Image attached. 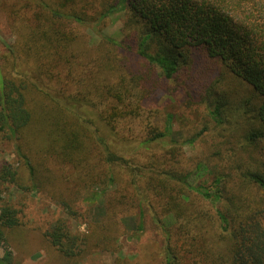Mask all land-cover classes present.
I'll return each instance as SVG.
<instances>
[{
  "label": "trees",
  "instance_id": "trees-1",
  "mask_svg": "<svg viewBox=\"0 0 264 264\" xmlns=\"http://www.w3.org/2000/svg\"><path fill=\"white\" fill-rule=\"evenodd\" d=\"M0 10L15 35L0 47V145L16 157L0 164V245L20 225L7 199L16 187L86 220V231L58 219L45 234L65 264H138L120 240L141 241L148 215L163 236L160 264H264V0H0ZM119 13L116 40L105 31ZM171 84L234 145V164L210 185L193 181L213 158L185 171L183 143L166 144L171 117L143 138L128 126ZM144 151L148 163L136 158Z\"/></svg>",
  "mask_w": 264,
  "mask_h": 264
},
{
  "label": "rangeland",
  "instance_id": "rangeland-1",
  "mask_svg": "<svg viewBox=\"0 0 264 264\" xmlns=\"http://www.w3.org/2000/svg\"><path fill=\"white\" fill-rule=\"evenodd\" d=\"M11 25L9 14L0 10L1 48H4V45L8 47L15 41ZM123 27L124 15L119 13L110 17L105 32L109 37L121 40L123 38ZM85 39L93 46L98 45L100 42L98 36L88 31ZM125 63L129 70H134L137 61L128 58L124 60L123 64ZM139 67L141 69L136 71L137 73L146 69L143 63H140ZM148 74L150 78H154L150 72ZM143 107L141 116L128 123V126L133 129V134L136 131L140 138L145 137L147 128L150 125L163 131L168 118L171 117L172 133L169 138L165 139L167 140L166 144L171 145L174 141L183 143V150L178 159L185 171H194L200 164H204L206 160L213 158L211 166L205 165L210 166V168L204 166L196 176L193 181L195 186L210 185L215 179L217 171H221L220 167L224 168L222 165L234 164L236 158L232 157L233 154L229 152V149L234 145L227 144L226 137H224L226 134L221 133L214 126L206 106H191L183 93L174 92L173 84L166 85L165 91L157 92L146 100ZM134 144L135 142L132 145L128 143L129 152L136 147ZM150 152L153 154L159 152V150L154 148L150 149ZM219 152L222 154L215 155ZM148 155L145 152V155H139L136 158L142 161L146 159V163H148ZM239 159H243L245 162L247 157L240 156ZM4 162L15 164L16 157L11 149L0 145V164ZM7 199L12 207L20 210V225L8 234L7 244L0 245V258H4L8 252L11 254L13 264H65V260L47 241L45 234L58 219L68 220L74 231H86V220L82 217L73 219L67 216L58 202L46 192L27 193L24 190L11 187L7 193ZM78 210L83 213L87 210V207L83 206ZM135 214L136 212H129L128 216H134ZM126 222L129 231H133L135 229V219L128 218ZM122 237L120 245L123 256L134 260L135 263L138 262V264H149L151 260L152 264H160L158 253L159 247L163 243V236L161 229L149 215L146 217V233L141 241L132 238L129 233L123 234ZM100 260L111 263L114 257L102 255V257H94L84 263L93 264L92 261L97 262Z\"/></svg>",
  "mask_w": 264,
  "mask_h": 264
}]
</instances>
